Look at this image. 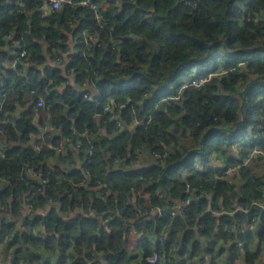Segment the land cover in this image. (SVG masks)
Instances as JSON below:
<instances>
[{
    "label": "trees",
    "instance_id": "obj_1",
    "mask_svg": "<svg viewBox=\"0 0 264 264\" xmlns=\"http://www.w3.org/2000/svg\"><path fill=\"white\" fill-rule=\"evenodd\" d=\"M92 1L106 19L103 29L91 7H64L44 22L40 0H25L20 15L0 0V106L10 88L33 90L35 100L43 97L48 108L69 107V115L57 122L64 135L72 129L88 133L77 141L85 150L80 151L81 167L67 173L42 163L49 153L23 146L30 121L23 119L11 129L14 146L0 147V245L5 246L0 252L5 264H146L155 250L164 264H217V258L222 264H264V209L255 205L264 203V165L260 168L254 159L235 177L225 174L254 147L264 151V0H117L104 10L100 0ZM72 19L80 23L79 32L95 28L103 36L100 47L86 53L82 48L71 68L80 83L90 80L98 89L102 106L116 102L114 113H105L71 87L62 94L44 92L48 80L56 78L57 84L61 78L56 73L43 79L35 69L45 59L41 40L64 49L62 33L70 30ZM8 36L19 37L30 53L33 65L24 76L5 66L11 58ZM78 38L82 46L83 37ZM14 50L19 56L20 50ZM217 58L223 64L210 65ZM200 63L216 67L213 80L169 101ZM135 119L141 124L135 126ZM118 122L125 126L123 132ZM96 123L105 128L104 135H97ZM143 148L164 153L167 160L153 158L150 165L130 170L125 165L130 161L115 164ZM236 148L238 159L231 156ZM27 167L46 176L48 184L27 178ZM141 193L150 196L153 207L204 193L211 201L194 200L183 214L163 219L147 209L149 222L138 205ZM25 203L35 212L30 231L18 229L13 220ZM234 205L241 207L236 222L230 216ZM3 207L12 218L1 212ZM255 213L258 226L250 234L239 231L236 240L226 232V226L242 228ZM130 227L154 237V244L141 242L136 256L127 248ZM238 240L244 243L241 248L235 246Z\"/></svg>",
    "mask_w": 264,
    "mask_h": 264
},
{
    "label": "crops",
    "instance_id": "obj_2",
    "mask_svg": "<svg viewBox=\"0 0 264 264\" xmlns=\"http://www.w3.org/2000/svg\"><path fill=\"white\" fill-rule=\"evenodd\" d=\"M102 3L101 5H105L106 0H100ZM41 6L44 5L43 10H39L38 13L42 14L41 20L46 22L47 19H49L51 16L55 15L57 12H54L52 8L45 4L43 0H40ZM118 4H122V0H118ZM40 8V7H39ZM71 28L69 31H64L62 33V46L64 49L61 48H50L46 41L44 39L41 40V43L44 47V62L40 65H35V69L40 72L43 79L46 74H56L57 77L61 78V82L56 84V78L53 80H48L46 83V86L44 88V92L51 94L52 92L56 94H62L67 87L73 88L80 96V92L82 91L80 89V82L78 81V74L74 71L73 68H71V64L73 61L76 60L80 50L84 48L85 53L91 51L88 48V42L92 45L93 49L96 45L99 43L103 44V36L97 29L90 28L89 30H85V35L83 34V31H80V23L76 20H71ZM32 32L29 33L31 35ZM78 36H82V46H80V38ZM117 47V46H116ZM16 47L12 46V48L9 50V53L11 55V58L7 60V63L5 66L8 69H13L14 71H18L19 74H22L24 76L29 67L33 65L32 59L31 65H24L23 62L19 61V56H15L16 54L15 49ZM92 49V50H93ZM117 51V49H116ZM90 87L87 89L92 95L95 94V89L90 80ZM35 93L33 90H26L23 89L22 91H19L17 89L10 88V90L6 93L3 109L0 111V147L3 149H8L14 146V144L10 141V133L11 129L17 128L20 121L23 119H26L30 121L32 124V128L30 132L25 135L24 139L26 143L23 144L24 147H27L30 150L35 151L36 153H49V156H46L43 164L46 163L48 168L50 169H62L67 173L72 172L75 168L81 167V158H80V151L76 148V143L78 140L82 138V135L77 134L74 129H72L71 135H64L63 129L61 126L57 125L58 118L60 116H68L69 115V107L65 106L61 111L55 107V108H48L46 105L44 107H39L38 102L40 99H43V97H39L35 100ZM44 101V99H43ZM115 101H111L112 104ZM116 103V102H115ZM115 110V109H114ZM113 110V113H114ZM61 112V113H60ZM119 116H117V119L119 120ZM98 122L100 118H95ZM120 122H118L119 125ZM134 124L136 126V123L134 121ZM97 129V135L99 134L104 135L105 128L101 125L96 123L95 125ZM120 128V132H123L125 130V126L120 123L118 126ZM227 130L228 131H232ZM252 136V133H249V137ZM134 155L132 159H129L126 162H129L126 165L127 169L130 170V166L132 169H142L143 167H146L147 165H150L153 163V158L147 149L143 148V150L133 149L129 151ZM239 150L236 148L233 150L232 157L238 159L239 158ZM155 159V158H154ZM124 162V163H126ZM221 163L220 158L215 159V164L218 165ZM120 163L119 165H121ZM118 165V166H119ZM219 166V165H218ZM236 176V175H235ZM234 176V177H235ZM188 178V177H187ZM235 180V178H234ZM132 201H135L136 196L133 194ZM25 199L29 200L30 196L27 194L24 196ZM140 201H139V208L142 207L144 209H148L152 206L151 204V198L146 193L139 194ZM207 198V200L211 201V197L207 196V193L204 194H198L193 197H191L190 202L192 201H199L201 198ZM173 204L181 205L183 206L186 203L182 202H173ZM188 204V206H189ZM238 205H234V212L230 215L234 218V216H238L237 211ZM212 210L211 207H208L206 210ZM237 211V212H236ZM241 211V210H239ZM1 212L4 215H7L6 210L1 208ZM35 212L33 209L27 208L26 205L23 206L22 210L20 211V216L18 218H14L13 220L15 222L19 221L17 223L18 229H22L23 231L31 230V221L34 218ZM7 218H12L13 216L10 214L9 216H6ZM249 218V217H248ZM235 220V218H234ZM247 219H245L246 223ZM243 222V223H244ZM244 223V224H245ZM239 225L235 224L233 227V235H238V228ZM243 227L239 231H252L255 228H252L250 226V223H246L245 226L251 227L252 230H248V228ZM40 229H36L37 233ZM32 231H35L33 229ZM134 235H127V248L132 253L135 254L136 252H141V242L139 233L136 231H133ZM154 237L149 236L150 241L153 240ZM155 242V241H154ZM235 242V239L234 241ZM157 243V242H155ZM154 244V243H153ZM226 248H229L228 246ZM136 255H139L138 253ZM229 256L228 250H225L222 256L227 259L226 257ZM5 256L2 258L0 257V264H5Z\"/></svg>",
    "mask_w": 264,
    "mask_h": 264
},
{
    "label": "built area",
    "instance_id": "obj_3",
    "mask_svg": "<svg viewBox=\"0 0 264 264\" xmlns=\"http://www.w3.org/2000/svg\"><path fill=\"white\" fill-rule=\"evenodd\" d=\"M117 0H106V3L105 5H101V9L104 10V9H107L111 3H114L116 2ZM43 2L47 5H49L52 10L54 12H58L59 10H61L62 8H72L76 5H79L83 8H87V7H91L92 9L96 10L94 11V20L95 22L97 23V25L99 26V28H104L105 24H106V19L104 18V16L102 14L99 13V10H98V6H95V5H92L91 3L93 2L92 0H81V1H74V0H43ZM6 4H8L10 7H11V12L16 14V15H20L24 9V7H26V3H25V0H6ZM44 9V5L40 6V9L38 10H43ZM120 11V8H117L115 10V14L116 12L118 13ZM73 20V19H72ZM88 30V29H86ZM83 34L85 35V30H83ZM21 39L17 36H8V41L10 42V44L14 47H17L20 51H19V57L21 59H24V62L23 64L24 65H31V61L29 59L30 57V53L29 51H27L26 49L22 48L21 47ZM102 45V43H99L98 45H96L95 47H100ZM117 45L113 46V50H116ZM88 48L90 50L93 49L92 45L88 42ZM223 60L221 58H217L215 60V62L213 64H210V65H213V66H217V65H222ZM243 65H246V63H239L238 64V67L240 66H243ZM216 67H212L211 69L207 68L206 66L202 65L200 63V67H198L196 70H192L190 74H188V76L186 77V79L183 80V82L180 84L179 88H178V91L176 92L175 95H173L172 97H170L168 100L171 101V100H179L180 99V94L182 93V91L186 90V89H189V88H192V87H195V88H200L202 86H204V84H206L207 82H209L210 80H213V78L217 75L215 74V69ZM199 72L201 73L203 76L202 77H199L196 75V73ZM222 74V73H220ZM80 86V89L82 90L80 92V95L82 96V98L86 99V100H94L97 104V107L100 108V107H103V110L105 113H112L113 112V108L115 106V102H113L112 104H106L104 106H102V102H101V99H100V95H99V91L98 89L94 86V89H95V94L92 95L89 91H87V89L90 87V83L89 81H85V82H82L79 84ZM145 97H147V94L145 95ZM38 106L39 107H44L45 106V103L43 101V99H40V101L38 102ZM126 106H123L122 108H125ZM2 106H0V111H2ZM114 119V117L112 118ZM135 123L136 125H140V121L135 119ZM120 125V123H119ZM232 128V126H231ZM233 131H228L226 132V136H230L231 133ZM82 136H88V133H84ZM76 148L79 150V151H82V152H85V150H82V144L81 143H76ZM143 150V149H142ZM149 154L154 157L155 159L157 160H160V161H166L167 160V156L166 154L164 153H159V152H156L154 150H150L148 151ZM90 152H88V154H90ZM134 157V155L130 152H128L127 154H125L120 160H116L115 161V164H117L119 161L120 163H124L126 161H128L129 159H132ZM261 157H264V151L261 150L260 148H257V147H254L252 150L249 151V155H247L245 158H243V160L240 162L241 164L238 165L239 168L234 167L235 168V171L236 170H240L241 168L243 167H247L249 166L255 158H261ZM119 163V164H120ZM198 164V163H197ZM199 167V165H197ZM28 168V167H27ZM203 169V167H202ZM229 170V169H228ZM204 171H206V169L204 168ZM26 175H27V178L32 177L33 179H37L39 180L43 185H47L48 184V178L46 176H44L42 173L40 172H35L34 170H32L31 168H28L27 169V172H26ZM2 181H8L7 178L5 179H2ZM1 188V186H0ZM188 190L190 191H193L194 189L192 187H187ZM156 199L161 202L163 201V197L161 195H157L156 196ZM189 201L188 200L187 202H182V203H186L184 204L183 206L181 205H176V204H173V205H157V206H151L150 208L152 209V214L156 217V219H163L164 217H166L168 214L170 215H178V214H183L186 210V208L188 207V204H189ZM255 205L257 206H260L262 209H264V203H255ZM27 208H32V205L31 204H26ZM148 208V209H150ZM4 210H8L7 207H3ZM140 210L143 211V215L146 216L145 219H147V221H151L152 220V217L149 216V214L146 212L147 209H144L142 207H140ZM240 208L238 207L237 208V211H239ZM214 215H219L218 213H214ZM257 216V215H256ZM155 219V220H156ZM253 220H257L256 217L253 219ZM253 220L251 222H253ZM154 221V219H153ZM231 230H233V228H231ZM133 231H136V229L134 227H130V231L128 233V236L129 235H134V232ZM137 232V231H136ZM138 233V232H137ZM238 235L236 236V240L240 237L239 233L240 232H237ZM163 235V234H162ZM139 236H140V241L142 242H149L150 240L149 239V234L145 231H141L139 233ZM164 238H162L160 236V241H162ZM235 240V241H236ZM242 242L240 240L237 241V243L235 244L236 247L238 248H241L243 246V244H241ZM145 261H146V264H164V257L162 256L161 253H159L158 251H154L152 255L148 256L145 258ZM236 264H245L243 262H237Z\"/></svg>",
    "mask_w": 264,
    "mask_h": 264
},
{
    "label": "rangeland",
    "instance_id": "obj_4",
    "mask_svg": "<svg viewBox=\"0 0 264 264\" xmlns=\"http://www.w3.org/2000/svg\"><path fill=\"white\" fill-rule=\"evenodd\" d=\"M214 62H215V59L212 61L211 64H213ZM190 73H191V72H190ZM190 73H189V74H190ZM148 151H149V150H148ZM255 159H258V164H259L260 168H262V165H264V157H261V158H255ZM237 168H239V167L237 166ZM238 171H239V170H236V171H235V168H234V167H231V168H229V170H226V171H225V174H226V175H230V176H235L237 173H239ZM219 177H222V173L219 174ZM238 207H239L240 210H241V207H240L239 205H238ZM238 207H237V208H238ZM236 212H237V211H236ZM240 212H241V211H238V215L240 214ZM6 213H8L6 216H9V215H10L8 210L6 211ZM246 213L248 214L247 211H246ZM247 214H246V215H247ZM256 215H257V216H256ZM258 215H259L258 213H255V214H253L252 218H250V217L248 218V217H247V218H246V219H247L246 223L249 222V223H250V226H252V228H255V227L257 228V226H258V218H259ZM255 217H256V219H257L256 221L253 220ZM234 218H235L234 221L236 222V219H237L236 216H234ZM252 220H253V222H251ZM17 223H19V221H17L15 224H17ZM244 223H245V222H244ZM244 223H243L244 227L248 228V230H252L251 227L249 228V227L245 226L246 223H245V224H244ZM232 227H233V226H226V230H227L226 232H230V231L232 232V231H233V230H231ZM237 228H238V226H237ZM240 229H241V227H239L237 231L239 232ZM254 230H255V229H254ZM254 230H252V231H254ZM250 233H251V232H249V234H250ZM151 242H152V241H151ZM152 243H153V242H152ZM241 244H244V243H241ZM4 248H5V246H1V245H0V249H2V251H4ZM137 253L140 254L139 252H136V253L133 254V255L136 256ZM1 256H4L3 252H0V257H1ZM226 256H227V255H226ZM241 261H242V260H241ZM241 261H240V262H241ZM217 264H222V262H221V260H220L219 258H217Z\"/></svg>",
    "mask_w": 264,
    "mask_h": 264
},
{
    "label": "flooded vegetation",
    "instance_id": "obj_5",
    "mask_svg": "<svg viewBox=\"0 0 264 264\" xmlns=\"http://www.w3.org/2000/svg\"><path fill=\"white\" fill-rule=\"evenodd\" d=\"M26 204H28V203H25L24 205H26ZM29 204H31V203H29Z\"/></svg>",
    "mask_w": 264,
    "mask_h": 264
}]
</instances>
